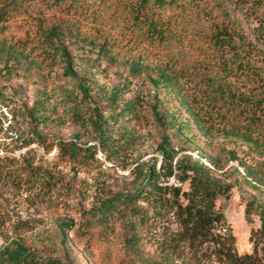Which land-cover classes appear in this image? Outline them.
Listing matches in <instances>:
<instances>
[{
  "label": "rangeland",
  "instance_id": "rangeland-1",
  "mask_svg": "<svg viewBox=\"0 0 264 264\" xmlns=\"http://www.w3.org/2000/svg\"><path fill=\"white\" fill-rule=\"evenodd\" d=\"M261 18L264 0L161 5L155 0H17L11 8L0 3V44L19 48L39 65L27 78L0 77V249L17 238L44 258L77 264H232L222 249L230 229L238 254L252 253L251 231L261 222L258 216L246 220V202L256 198L264 204V194L247 186L239 172L253 166L264 174V60L218 36L251 40ZM53 30L68 47L75 70L96 83L91 94L103 115L113 106L108 101L113 87L125 88L117 108L143 96L135 117L108 122L113 129L105 147L89 121L93 103L84 100L76 80L50 52L47 35ZM100 44L112 61L87 64L84 48ZM132 64L141 67L139 75L130 72ZM160 70L176 77L180 96L197 120L176 95H164L165 108L190 120L205 153L227 171L224 180L237 181L230 197L218 202L224 220L213 241L182 238L170 193L162 202L143 195L105 224L85 227L92 206L131 188L141 164L160 158L156 148L162 131L150 108L146 79ZM39 96L41 117L33 122L26 105L33 106ZM35 131L43 143L36 141ZM166 134L184 145L169 130ZM71 142L80 148L74 155L60 146ZM228 151L237 158L229 159ZM189 152L199 156L198 150ZM156 169L161 171L159 160ZM62 219L72 220L65 244Z\"/></svg>",
  "mask_w": 264,
  "mask_h": 264
},
{
  "label": "trees",
  "instance_id": "trees-1",
  "mask_svg": "<svg viewBox=\"0 0 264 264\" xmlns=\"http://www.w3.org/2000/svg\"><path fill=\"white\" fill-rule=\"evenodd\" d=\"M17 0H0V3L11 8L16 4ZM177 0H155L158 4L173 3ZM264 19H260L257 29L253 30V38L246 39L243 37L239 42H235V37L218 36V38L227 39L228 44H235L240 47L242 53L247 56H256L258 59L264 60ZM48 46L54 58H59L62 62L65 74L77 82L82 97L87 103H93V109L89 118L100 145L109 144L111 138L112 126L109 121L117 122L129 115L131 118L137 115L136 105L143 96L136 95L135 98L125 101L121 107L118 102L123 95L124 86L113 87L108 96L110 106L108 115L105 116L100 111L99 104L93 98L91 91L95 82L85 73L79 74L74 68L73 59L68 47L62 42L58 32L53 30L47 35ZM237 43V45H236ZM97 52V57H93V53ZM86 57V63L96 65L101 59L112 61V57L108 55V50L103 44L86 46L83 51ZM99 59V60H98ZM38 63L32 58L24 55L19 48L12 45L0 44V77L10 80L15 77L27 78L31 72L38 68ZM104 69L106 67H103ZM130 72L133 75H139L141 67L138 64L130 66ZM146 79L150 85L149 104L154 119L160 128L161 142L157 146V152L160 158H154L152 162H144L136 170L134 185L131 188L117 191L112 196L102 199L98 204L92 206L88 210L86 217V229H90L96 224H105L113 217L120 207H133L138 198L143 195L152 197L154 202H162L167 193L171 194V201L176 216L179 218L183 226L182 238L190 241H213L216 238L215 229L224 220V213L218 206L221 199L229 198L237 183L236 179L227 182L224 180L222 172L224 166L218 159H214L205 153L204 148L192 130L190 120L184 118L178 111L168 110L164 106L166 97L164 95H176L178 100L186 107L191 116L197 120V116L185 104L183 97L180 96L178 80L176 77L165 71L160 70L156 76L146 75ZM160 97L164 99L160 101ZM163 102V103H162ZM43 103L42 97L34 99V105L29 107L26 105V114L33 122H39L41 113L40 106ZM135 117V116H134ZM197 127L204 134L205 128L196 123ZM169 130L174 138L179 142L173 143L169 135ZM130 133V129L126 130ZM36 141L43 143V139L38 131L34 132ZM69 155H74L80 149L76 143L70 144L60 143ZM89 151L95 147L88 148ZM85 149V151H88ZM198 150L199 156L196 157L189 151ZM229 159L234 160L237 155L233 151H228ZM160 161V169H156V162ZM242 164H244L242 162ZM232 171H239L237 167ZM243 182L252 189L258 190L264 194V174L258 172L253 166H245L244 174L239 172ZM171 178L175 179L173 184H169ZM187 188H184V185ZM254 216H258L261 226L258 229H252L251 241L253 242L252 253L243 255L238 254L235 249V238L229 229L226 240L222 242V249L227 259L232 264H264V204L256 198H248L245 207V218L252 222ZM72 220L62 219L59 222V230L62 235V242L65 244ZM0 264H77L74 260L67 258L60 260L55 258H44L40 256L39 251L32 246L26 244L23 239H13L0 249Z\"/></svg>",
  "mask_w": 264,
  "mask_h": 264
}]
</instances>
